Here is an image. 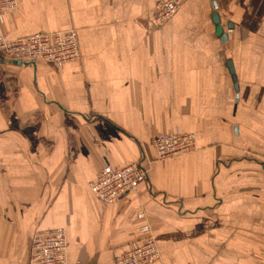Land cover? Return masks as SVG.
Returning a JSON list of instances; mask_svg holds the SVG:
<instances>
[{"label":"crops","instance_id":"crops-1","mask_svg":"<svg viewBox=\"0 0 264 264\" xmlns=\"http://www.w3.org/2000/svg\"><path fill=\"white\" fill-rule=\"evenodd\" d=\"M18 0L0 34L75 28L77 62L0 55V264L63 226L67 264H113L150 224V264H264V0ZM226 34L218 35L213 12ZM228 28H232L228 32ZM194 131L159 160L152 137ZM139 162L147 177L106 205L91 182Z\"/></svg>","mask_w":264,"mask_h":264},{"label":"built area","instance_id":"built-area-1","mask_svg":"<svg viewBox=\"0 0 264 264\" xmlns=\"http://www.w3.org/2000/svg\"><path fill=\"white\" fill-rule=\"evenodd\" d=\"M184 0H156L154 20L159 24L166 22L178 12ZM18 0H0V21L4 12L15 8ZM75 29L64 31L51 30L23 35L20 38H7L0 34V53L5 57L21 60L46 62L64 65L77 60L80 56L78 34ZM155 154L159 160L171 159L187 154L196 147L195 132L165 131L152 137ZM147 177V172L139 162L123 167L106 165L99 169L97 179L91 182L93 195L102 203L109 205L125 198V194L138 187ZM146 238L134 244L127 252L117 257L114 264H149L160 256L152 227L143 225ZM67 232L63 226L47 229L32 237L30 264H67Z\"/></svg>","mask_w":264,"mask_h":264},{"label":"rangeland","instance_id":"rangeland-1","mask_svg":"<svg viewBox=\"0 0 264 264\" xmlns=\"http://www.w3.org/2000/svg\"><path fill=\"white\" fill-rule=\"evenodd\" d=\"M183 5V4H182ZM156 6V5H155ZM181 8H182V6H181ZM180 8V9H181ZM180 11V10H179ZM178 11V12H179ZM178 12H176L175 14H178ZM175 14L174 15H172V18L171 19H169L168 21H166V22H169V21H171L173 18H174V16H175ZM155 15V14H154ZM154 22H155V24H158L155 20H154ZM166 22H162V23H166ZM159 24H161V23H159ZM158 24V25H159ZM68 29V28H67ZM70 29H75V28H70ZM231 29L232 28H228V32L230 33L231 32ZM65 30V29H64ZM64 30H60V31H64ZM69 30V29H68ZM76 30V29H75ZM77 31V30H76ZM76 34H77V32H76ZM78 41H79V39H78ZM78 48H79V44H78ZM80 49V48H79ZM0 55H2L1 53H0ZM81 56H82V54H81V49H80V56H79V58L77 59V60H74V61H72V62H77V61H79V59L81 58ZM2 57H5L4 55H2ZM6 58H8V57H6ZM28 62H34V61H29V60H27ZM44 61V60H43ZM71 62V63H72ZM48 63H50V62H48ZM52 63V62H51ZM68 63V62H67ZM55 64H57V63H55ZM58 66H62V65H60V64H57ZM65 65V64H64ZM1 82V81H0ZM2 86V84L0 83V87ZM1 97H3V94H1V92H0V104L1 105H3L4 106V108H5V110L8 112V114L10 115L9 116V119H11L12 120V122L13 121H16V119H14V114H12V111H11V107H10V105H7L6 103H4V101H3V99L1 98ZM163 132H165V131H163ZM169 132V131H168ZM191 132H194V131H191ZM194 148H196V147H194ZM193 148V149H194ZM192 150V149H191ZM181 155V154H180ZM184 155V154H183ZM178 157V156H177ZM145 225H147V224H145ZM144 225V226H145ZM148 225H150V224H148ZM151 226V225H150ZM152 227V226H151ZM141 229H142V227H141ZM143 231V230H142ZM45 232V231H44ZM144 232V231H143ZM152 232L154 233V230H153V228H152ZM152 233V236H154V234ZM36 235V234H35ZM143 237L141 238V241L139 242V244L141 243V242H143V240L146 238V236H145V234L143 233V235H142ZM155 237V240H156V236H154ZM156 243H157V240H156ZM32 248V247H31ZM157 248H158V244H157ZM128 249V248H127ZM127 252V251H126ZM160 252V251H159ZM125 253V252H124ZM123 253V254H124ZM30 254V253H29ZM117 257H119V256H117ZM117 257H116V259H117ZM30 258H31V254H30ZM158 258H160V256L158 257ZM157 258V259H158ZM116 259H115V261H116ZM156 260V259H155ZM154 262V261H153ZM150 263H152V262H150ZM149 263V264H150ZM29 264H30V260H29ZM113 264H114V262H113Z\"/></svg>","mask_w":264,"mask_h":264},{"label":"water","instance_id":"water-1","mask_svg":"<svg viewBox=\"0 0 264 264\" xmlns=\"http://www.w3.org/2000/svg\"><path fill=\"white\" fill-rule=\"evenodd\" d=\"M213 19L217 23L216 29L218 32V35L221 36L224 39H226V34L224 33V29L222 28L221 24V16L217 13V11L213 12Z\"/></svg>","mask_w":264,"mask_h":264}]
</instances>
